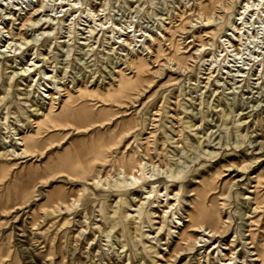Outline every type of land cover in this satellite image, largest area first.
<instances>
[{
    "label": "rangeland",
    "instance_id": "374dc122",
    "mask_svg": "<svg viewBox=\"0 0 264 264\" xmlns=\"http://www.w3.org/2000/svg\"><path fill=\"white\" fill-rule=\"evenodd\" d=\"M41 1L0 0V50L7 31L21 29L28 40L18 50L13 36L12 48L0 53V264H205L217 254L205 258L213 242L221 251L231 240L244 264L253 252L249 231L264 251V0L241 19L243 1L222 0L209 28L199 15L209 0ZM234 23L248 27L245 38L255 35L239 59L228 47V38L236 43ZM165 26L176 33L183 67L167 60ZM124 30L134 40L158 37V61L141 54L140 41L127 44ZM136 55L147 63L140 76L128 66ZM35 60L34 69L42 65L54 78L16 75ZM59 83L73 95L79 86L77 102L85 105L68 116L66 107L57 113L59 98L55 115L44 118L46 96ZM21 135L31 136L26 153ZM129 156L133 193L117 173ZM151 186L159 215L165 191L172 203L179 199L163 233L136 212ZM190 202L225 227L215 238L199 232L188 243L195 249L185 246L178 260L170 251Z\"/></svg>",
    "mask_w": 264,
    "mask_h": 264
},
{
    "label": "bare ground",
    "instance_id": "6f19581e",
    "mask_svg": "<svg viewBox=\"0 0 264 264\" xmlns=\"http://www.w3.org/2000/svg\"><path fill=\"white\" fill-rule=\"evenodd\" d=\"M221 1L222 0H209L205 4H200L199 15H200V17H203V20L209 24L208 28L210 27V23L214 18V14L216 12L217 6L221 5ZM241 1H243V5L241 6V11H240L239 17L237 19H241L242 15L250 8L252 11H254L253 14H256L257 13V12H255L257 10L256 7L258 5H260L262 0H241ZM40 7L41 6H39L37 9H35V11H38L40 9ZM61 7L64 8L65 5H61ZM97 15L98 14H92V17H96ZM25 18H27V17H25ZM32 19H34V21L36 23L40 22V19H38L36 17L35 18L29 17L26 20L31 21ZM100 20L101 19H99V21ZM105 23H107V22L100 21V25H102V27ZM240 24L244 25L243 22H241ZM251 25H253V23ZM48 27H49V25L45 26V28H48ZM89 27H90V32H93L96 29V28H93L92 26H89ZM107 27L110 28V31H107V32H110L112 34L111 36H108V37H111L110 39L114 38V35H113V33L115 32L114 28H111V26H107ZM244 27H246L247 31H248L247 26L239 27L236 23H234V28L237 31V34H234L235 35L234 39L236 40V43H234V41H232L231 39L228 38V43H229L228 47H233L234 59L242 58V56L244 54L243 53L244 50H246L247 47H249L248 45H250L252 43V41H253L252 39L255 37L254 33L252 32V38L249 37L248 35L245 38L246 34H244V33L246 31L242 30ZM115 29H117V28H115ZM164 30H165V34H162L161 37L167 41V43L169 44V49H170L168 56H166L167 60L173 61L174 64L178 67H183L186 63V57L183 56L179 50L178 43L176 41L175 31H172L171 28L166 27V26L164 27ZM241 30L243 31L242 33H241ZM133 31H135V29H133ZM129 32L130 31L124 30L123 34L125 33L127 35V39L129 40V42L127 44H129L132 47V42L134 39L129 37ZM209 33L210 32H208V31H204L203 35L208 37ZM7 34L9 35V38H8L9 41L7 42L6 45H4V44L2 45L3 49L0 50V53H6L9 51L8 48L9 49L12 48L11 44H12V37L13 36H16L17 38L14 40L18 41V47L16 46L17 47L16 49L21 50L24 45H28V40H26V38L23 36L21 29H19L15 34H12L9 31H7ZM239 34H240V36H239ZM135 35L136 34H133V36H135ZM136 36H138L140 38V40H136V39L134 40V41H140L141 44L139 45V48L141 46L144 47L141 49V54L144 53L145 50H148V53H151V57L153 58L152 60L154 62L158 61V56H159V51H160L159 50V46H160L159 38L154 37L152 35L149 38H147V35H144V34H137ZM246 41H248V44H246ZM118 43H119V41L113 39L112 44L115 45ZM154 43H155V46L153 45ZM200 43H201V45L199 46V48L197 50L201 52L202 50H204L206 44L204 43L203 40H200ZM119 46H120V44L118 45V47ZM27 49H28V46H26L24 48L25 51ZM220 52H222V51H220ZM225 52H227V51L225 50ZM21 54H22V52H21ZM220 55H222V53ZM226 56L230 57L232 55H230L228 53L223 54L224 58ZM205 60L206 59H204V61ZM216 60H217V55L214 56V59L211 60L209 65H213V63L216 62ZM229 61H231V60H229ZM35 62H38V60L30 62V64L26 65L25 68L19 69V72L16 71V73H17L16 75H19V77L32 76L34 79V75H32L31 73H32V71H38V73H42L41 75H43L45 77L44 78L45 80L50 81L51 78H54L53 75L48 73V70L46 71V69H42V65L41 66L38 65L37 68L34 69L33 66H34ZM145 65H147V63L143 59L142 55L141 56L136 55L134 59L129 58V60H128L129 68L134 70L135 72H137V76H140L141 72L143 71V67H145ZM218 66L219 65H217L216 67H218ZM215 68L212 72L215 71ZM52 69L54 70V66ZM53 70H49V72L50 71L52 72ZM208 70H209V68H208ZM41 75L38 76V78L36 80V84L38 82L40 83V80L42 79ZM84 88L87 89V86H85ZM54 90H55V92L53 93V95H50L48 93V95L46 96V97H48L49 102L47 105L46 112L44 113V118H51L52 116L55 115L53 104H54V100L59 99V98H61V101H58L61 108L57 113L63 111L64 107H66L67 108L66 114H68V116L73 115L76 112V109L85 105V103L82 101L77 102V99L83 94V92L79 86L76 87V90H75L76 95L74 94L75 96L73 95L72 91H70L68 88L64 87L60 83H59L58 88L54 85ZM117 91H121V89L118 87ZM115 102L123 103L122 99H118V101H115ZM17 139L19 140V142H17V144L22 146V153H26V151L31 147V144H32L31 136L30 135H21ZM134 162H135V160H134L133 156H129L127 158L126 162L119 163V165H118L119 171L117 172L118 174H120V172L123 174L122 175L123 179H122V181H119L120 183H124L126 181L125 178H127V181L128 180L131 181V184H129V185L128 184L122 185L124 190H126L127 192H131V193H133L135 191V188L137 187L134 185L135 179L137 178L135 171H134ZM133 180H134V182H133ZM156 180H159V179L156 178ZM156 192L158 193L159 191L154 189L152 186L150 188L147 187L146 196L139 203V206L137 207L136 212L138 213V216H141V218H146L150 224H153L152 219H155L156 220L155 223L157 224V227L155 229L157 230V232H162L163 230L166 231V229L171 230V228H168L167 220L171 214L177 213V209H178V205H179V203H178L179 199H177V197L175 198V200L177 201V204L172 203L173 198H172V196H170V192L165 191L164 192L165 193L164 194L165 203L163 204L162 203L163 200L161 199L160 200L161 204H158V206H161L163 208L162 215H159L154 210L155 205L151 206V203L156 202L159 198L157 196L158 194H156ZM175 195H176V193H175ZM144 199H147V201H145ZM188 206L190 208H187L185 211V214H186L185 215V222H183V224H182L181 231H179L177 233V241L175 242V244L173 245V247L171 248V251H170V254L175 256V258L178 260L179 259L181 260V258L183 257V254H184L183 251H184L185 246H191L192 249H195L194 246H192L191 244H188V243L190 241H195L197 234L199 232H204L205 234L203 236L215 238V237H220L222 235V230L225 227L224 222L221 221L219 216H214V215H212V213H209V214L205 213L204 211L200 210L198 208V206L193 204L192 202H190L188 204ZM172 223H175V222L172 221ZM247 239H248L247 244H249L250 248H252V250H253V252H251V254L249 255V256H252V258L247 259V260H242V262H244V264H264V251L262 249V246H260V247L257 246V244L255 242V236L252 234V232H250V231L248 232V238ZM232 241L233 240H231V243L229 244V246H225L221 251H218L219 247H220L219 246L220 243L218 242V244H217V242H213L212 250L209 253H207L205 258L210 253H213V251H215V250H217V254H216V256H212L211 258L210 257L206 258L205 264H216L215 259H217L218 256H220L219 260L222 261V264H239V262L237 260L239 253L234 255V252H232V248H231ZM199 242H200V240H199ZM207 242H209V240L204 239L203 243H201L200 246L204 247ZM224 250H228L229 254L226 253ZM249 261H252L254 263H251Z\"/></svg>",
    "mask_w": 264,
    "mask_h": 264
}]
</instances>
